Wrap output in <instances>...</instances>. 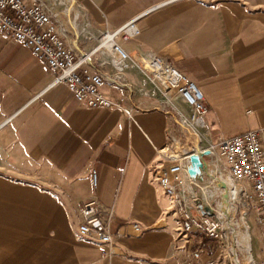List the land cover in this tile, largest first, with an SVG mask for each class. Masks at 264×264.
<instances>
[{
    "label": "crops",
    "instance_id": "1",
    "mask_svg": "<svg viewBox=\"0 0 264 264\" xmlns=\"http://www.w3.org/2000/svg\"><path fill=\"white\" fill-rule=\"evenodd\" d=\"M163 1L73 0L60 28L86 51L101 32L141 14L139 35L124 47L138 66L163 55L197 84L213 142L263 127L264 0H179L151 9ZM105 60L97 54L88 70L109 78L101 92L121 108L85 106L64 83L47 88L48 65L0 30V264H227L218 243L180 237L175 207L155 178V150L181 136L171 105L148 92L136 67L111 80ZM88 199L111 244L78 235ZM124 224L140 232L118 237ZM248 224L259 261L264 230L255 222L258 255Z\"/></svg>",
    "mask_w": 264,
    "mask_h": 264
},
{
    "label": "built area",
    "instance_id": "2",
    "mask_svg": "<svg viewBox=\"0 0 264 264\" xmlns=\"http://www.w3.org/2000/svg\"><path fill=\"white\" fill-rule=\"evenodd\" d=\"M65 0H0V30L11 40L32 51L53 73L47 88L64 83L73 98L88 107L121 108L106 98L101 88L109 78L88 67L97 54L103 55L113 71L111 80H119L130 67H136L148 85V92L171 105L181 136L169 135L166 143L155 150L161 163L154 175L175 207L180 237L196 233L218 243L229 264H233V239L236 230L246 229L248 218L264 230V126L223 138L210 139L206 114L208 107L197 84L186 78L165 56H148L138 66L124 44L139 35L141 14L113 30H104L95 46L78 51L65 38L61 23L69 14ZM179 0H165L151 9ZM204 152H208L204 154ZM202 162L199 174L188 173L190 156ZM96 186V174L90 172ZM79 236L111 244L113 236L96 211V201L88 199L80 208L76 225ZM135 224H124L118 237L136 235ZM208 259L204 264H212ZM253 264H264V257ZM183 264H199L198 260Z\"/></svg>",
    "mask_w": 264,
    "mask_h": 264
},
{
    "label": "bare ground",
    "instance_id": "3",
    "mask_svg": "<svg viewBox=\"0 0 264 264\" xmlns=\"http://www.w3.org/2000/svg\"><path fill=\"white\" fill-rule=\"evenodd\" d=\"M71 4L73 3V0H67ZM158 225V224H157ZM160 225V223H159ZM247 226V225H246ZM233 239L235 241V245L243 252L242 257L240 258L238 256V250L233 247V264H253V255L251 252V238L248 231V227L244 230H236L233 236Z\"/></svg>",
    "mask_w": 264,
    "mask_h": 264
},
{
    "label": "rangeland",
    "instance_id": "4",
    "mask_svg": "<svg viewBox=\"0 0 264 264\" xmlns=\"http://www.w3.org/2000/svg\"><path fill=\"white\" fill-rule=\"evenodd\" d=\"M64 4L67 6V7H69V5L71 4L69 1H67V0H65L64 1ZM253 217L254 216H251V218L249 219V222H247V225H249L248 223H250V225H251V234H252V237H253V239H254V242H253V247H254V249L257 251V254L258 255H263L260 251H259V248L257 249L256 248V243L258 244V247L261 245L260 244V241H259V239H258V235H257V232H256V227H255V222H254V219H253ZM245 228H241V230H244ZM256 242V243H255ZM256 245V246H255ZM242 255H243V252L241 251V254H239V257L241 258L242 257ZM227 264H229V263H227Z\"/></svg>",
    "mask_w": 264,
    "mask_h": 264
},
{
    "label": "water",
    "instance_id": "5",
    "mask_svg": "<svg viewBox=\"0 0 264 264\" xmlns=\"http://www.w3.org/2000/svg\"><path fill=\"white\" fill-rule=\"evenodd\" d=\"M208 152H204L207 154ZM190 167L188 168V173L191 177H195L200 172V168L202 167V162L197 154H192L190 156Z\"/></svg>",
    "mask_w": 264,
    "mask_h": 264
}]
</instances>
